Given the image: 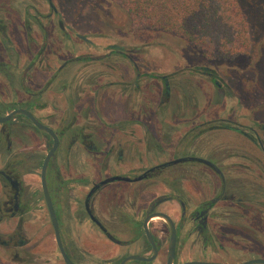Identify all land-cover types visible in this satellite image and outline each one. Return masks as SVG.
Segmentation results:
<instances>
[{
	"label": "flooded vegetation",
	"instance_id": "obj_1",
	"mask_svg": "<svg viewBox=\"0 0 264 264\" xmlns=\"http://www.w3.org/2000/svg\"><path fill=\"white\" fill-rule=\"evenodd\" d=\"M93 34L69 0H0L2 253L48 264L47 234L66 264L46 191L71 264L264 260V122L220 117L213 68Z\"/></svg>",
	"mask_w": 264,
	"mask_h": 264
},
{
	"label": "rangeland",
	"instance_id": "obj_2",
	"mask_svg": "<svg viewBox=\"0 0 264 264\" xmlns=\"http://www.w3.org/2000/svg\"><path fill=\"white\" fill-rule=\"evenodd\" d=\"M69 2H71V7L78 11L80 28L85 30L87 26H93V37L96 41L123 40L127 43L158 45L167 52L169 59L184 63L182 66L200 64L213 68L228 83L227 86L231 90L227 93L228 95L226 94L225 102L216 105V110L221 113L220 117L238 120V116L253 111V120L264 122V0H239L248 20L252 46L246 53L235 57L218 55V51L211 48L207 55H203L194 43L176 34L138 28L131 24L124 12L110 0H69ZM194 82L198 83L197 80ZM201 87V92L207 96L206 106L214 105L215 93L213 89L206 81L201 84ZM228 133L230 132L227 130L220 133L224 135L223 137L219 136L223 148H233L243 143L239 138L230 139L228 135L232 134ZM255 152H258L257 149ZM199 157L211 160L204 155ZM42 238L45 239L43 246L47 252L46 263L61 264L60 260L54 256V252H51L50 235L45 234ZM0 264L14 263L8 260L6 254L0 250Z\"/></svg>",
	"mask_w": 264,
	"mask_h": 264
},
{
	"label": "trees",
	"instance_id": "obj_3",
	"mask_svg": "<svg viewBox=\"0 0 264 264\" xmlns=\"http://www.w3.org/2000/svg\"><path fill=\"white\" fill-rule=\"evenodd\" d=\"M110 1L136 27L176 34L194 43L203 55L211 48L218 55L235 57L252 46L248 20L239 0Z\"/></svg>",
	"mask_w": 264,
	"mask_h": 264
},
{
	"label": "water",
	"instance_id": "obj_4",
	"mask_svg": "<svg viewBox=\"0 0 264 264\" xmlns=\"http://www.w3.org/2000/svg\"><path fill=\"white\" fill-rule=\"evenodd\" d=\"M44 193H45V198H46L48 210L50 213V218H51V221H52L55 233H56V235H55L56 242H57L58 248L60 250L61 256H62V258L66 264H71V262L68 260L67 256L65 255L63 248H62V245H61V242H60V237H59L58 228H57V221H56V218H55L49 197H48L46 191ZM191 264H200V263H191ZM244 264H264V260H252V261H249V262L244 263Z\"/></svg>",
	"mask_w": 264,
	"mask_h": 264
},
{
	"label": "bare ground",
	"instance_id": "obj_5",
	"mask_svg": "<svg viewBox=\"0 0 264 264\" xmlns=\"http://www.w3.org/2000/svg\"><path fill=\"white\" fill-rule=\"evenodd\" d=\"M156 222V221H155Z\"/></svg>",
	"mask_w": 264,
	"mask_h": 264
}]
</instances>
